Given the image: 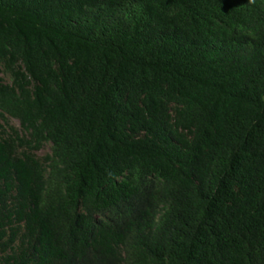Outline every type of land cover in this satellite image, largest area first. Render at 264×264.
<instances>
[{
	"label": "trees",
	"instance_id": "16d2710c",
	"mask_svg": "<svg viewBox=\"0 0 264 264\" xmlns=\"http://www.w3.org/2000/svg\"><path fill=\"white\" fill-rule=\"evenodd\" d=\"M0 264H264V0H0Z\"/></svg>",
	"mask_w": 264,
	"mask_h": 264
},
{
	"label": "rangeland",
	"instance_id": "374dc122",
	"mask_svg": "<svg viewBox=\"0 0 264 264\" xmlns=\"http://www.w3.org/2000/svg\"><path fill=\"white\" fill-rule=\"evenodd\" d=\"M12 123L15 125V126H18V122L13 120ZM50 150H51V146L50 144H46L44 146V148L42 149V151L39 153L40 156L42 155H45V154H49L50 153Z\"/></svg>",
	"mask_w": 264,
	"mask_h": 264
}]
</instances>
